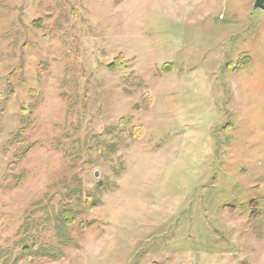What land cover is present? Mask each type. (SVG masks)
I'll list each match as a JSON object with an SVG mask.
<instances>
[{
    "label": "rangeland",
    "instance_id": "obj_1",
    "mask_svg": "<svg viewBox=\"0 0 264 264\" xmlns=\"http://www.w3.org/2000/svg\"><path fill=\"white\" fill-rule=\"evenodd\" d=\"M254 4L0 0V264H264Z\"/></svg>",
    "mask_w": 264,
    "mask_h": 264
},
{
    "label": "water",
    "instance_id": "obj_2",
    "mask_svg": "<svg viewBox=\"0 0 264 264\" xmlns=\"http://www.w3.org/2000/svg\"><path fill=\"white\" fill-rule=\"evenodd\" d=\"M253 10L255 12H259V11L264 12V0H255Z\"/></svg>",
    "mask_w": 264,
    "mask_h": 264
},
{
    "label": "trees",
    "instance_id": "obj_3",
    "mask_svg": "<svg viewBox=\"0 0 264 264\" xmlns=\"http://www.w3.org/2000/svg\"><path fill=\"white\" fill-rule=\"evenodd\" d=\"M122 66L123 67H125V65L123 64V62H122ZM141 135H140V133H139V131H137V132H132L129 136H128V139L129 140H134V139H136L137 137H140ZM17 158H20V156H18ZM68 213H70L69 212V210L67 211ZM29 249L28 248H25V254H27L29 251H28Z\"/></svg>",
    "mask_w": 264,
    "mask_h": 264
}]
</instances>
